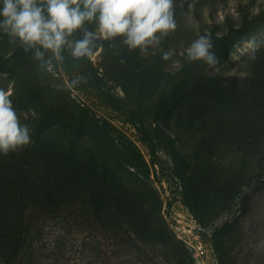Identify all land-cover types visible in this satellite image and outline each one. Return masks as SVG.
Wrapping results in <instances>:
<instances>
[{
	"label": "rangeland",
	"instance_id": "374dc122",
	"mask_svg": "<svg viewBox=\"0 0 264 264\" xmlns=\"http://www.w3.org/2000/svg\"><path fill=\"white\" fill-rule=\"evenodd\" d=\"M173 3L159 49L65 48L54 74L0 32V86L33 141L0 153V189L70 264H264V0ZM199 36L219 71L186 59ZM32 251L15 264H41Z\"/></svg>",
	"mask_w": 264,
	"mask_h": 264
},
{
	"label": "clouds",
	"instance_id": "9594fccd",
	"mask_svg": "<svg viewBox=\"0 0 264 264\" xmlns=\"http://www.w3.org/2000/svg\"><path fill=\"white\" fill-rule=\"evenodd\" d=\"M86 22H94L95 30L85 28ZM176 27L173 0H0V32L18 40L24 52L32 51L39 69L49 74L62 66L65 48L74 60L91 59L102 47L98 41L119 37L130 50L146 53L150 47L159 49L162 38ZM76 30H82L83 37L70 40ZM212 48L210 37L199 36L186 49V59L202 60L219 71L220 61ZM46 53L51 55L46 58ZM173 54L174 50L164 51L162 59ZM0 78L7 80V73ZM80 83H87V78L49 86L72 90ZM13 94L12 82L0 86V153L4 155L33 143L29 126L21 123L13 106Z\"/></svg>",
	"mask_w": 264,
	"mask_h": 264
},
{
	"label": "trees",
	"instance_id": "16d2710c",
	"mask_svg": "<svg viewBox=\"0 0 264 264\" xmlns=\"http://www.w3.org/2000/svg\"><path fill=\"white\" fill-rule=\"evenodd\" d=\"M20 197L17 193H9L0 189V263L15 264L20 258L19 251L29 247L33 253L42 254L37 256L39 259L42 256L41 264H54L52 260L54 262L63 260L61 264H70L66 262L68 258L65 256L59 258L55 256L58 241L56 237L40 240L46 226L44 225L43 228L42 225L36 227L29 224L25 218L29 210L25 207L14 206L16 200L21 199ZM12 215L17 216V219H13ZM33 227L38 228L35 238L31 237ZM44 251L48 253L44 254Z\"/></svg>",
	"mask_w": 264,
	"mask_h": 264
}]
</instances>
